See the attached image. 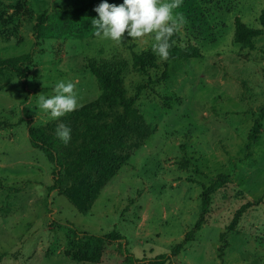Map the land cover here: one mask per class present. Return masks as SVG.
Returning <instances> with one entry per match:
<instances>
[{"label": "rangeland", "instance_id": "1", "mask_svg": "<svg viewBox=\"0 0 264 264\" xmlns=\"http://www.w3.org/2000/svg\"><path fill=\"white\" fill-rule=\"evenodd\" d=\"M88 1L0 0V59L33 57L26 80L5 85L0 75V264H150L192 230L204 185L219 175L202 227L173 264H264V120L247 148L264 108V0H182L174 10L185 17L179 44L203 52L186 61L154 53V33L132 39L126 30L119 42L80 37L97 15L62 8ZM43 12L49 21L38 35ZM237 16L263 30L254 48L235 41ZM144 53L157 65L148 72L134 64ZM94 64L117 66L129 90L140 89L137 102L153 133L81 213L50 190L55 163L32 145L29 131L53 120L38 97L55 95L60 80L74 84L80 105L100 96ZM113 230L124 239L94 246L96 235Z\"/></svg>", "mask_w": 264, "mask_h": 264}, {"label": "trees", "instance_id": "2", "mask_svg": "<svg viewBox=\"0 0 264 264\" xmlns=\"http://www.w3.org/2000/svg\"><path fill=\"white\" fill-rule=\"evenodd\" d=\"M100 2L101 0H89L81 7H67L62 10L66 13H95L97 15L94 9ZM108 2L120 4L122 0H108ZM259 20L264 26V11ZM48 21L49 15L46 12L38 15L34 28L38 35H41ZM79 33L82 34L80 37L96 36L92 24L83 27ZM262 33L261 28L247 25L239 16L235 18V41L237 43L254 48L256 38ZM179 39L180 35L176 31L170 38L171 47L167 60L186 61L203 57L199 46L180 45ZM32 61L31 54L0 59V75L5 76V85L15 79L26 80L29 73L28 66ZM134 64L138 70L143 72H148L150 68L157 66L156 62L146 53L136 54ZM91 71L97 78L101 89V94L97 99L45 124L31 127L29 131L32 145L43 150L46 156L55 163L54 184L50 190H58L81 213H87L92 209L107 183L128 163L135 151L153 133L151 123L137 102L140 89L132 93L117 66L105 67L94 64L91 66ZM263 120L264 108L248 136V150L258 141L263 128ZM61 124L71 130L67 143L57 136V128ZM223 178L224 176L219 175L212 183L204 185L201 195L202 213L192 230L172 248L171 253L158 255L150 261V264H173L172 259L180 253L188 241L193 239V233L202 227L204 215L208 212L211 203V196L217 186L223 182ZM250 205L251 203H247L237 210L226 232L222 233L223 237L227 232L235 230L241 216ZM123 239V235L113 230L104 235H96L94 246L100 248L105 244ZM126 259L131 263L140 261L133 255L127 256Z\"/></svg>", "mask_w": 264, "mask_h": 264}, {"label": "clouds", "instance_id": "3", "mask_svg": "<svg viewBox=\"0 0 264 264\" xmlns=\"http://www.w3.org/2000/svg\"><path fill=\"white\" fill-rule=\"evenodd\" d=\"M182 0H122L109 3L101 0L94 11L97 16L91 20L95 35L119 42L127 30L132 39L154 33L152 50L162 59H167L171 47L170 38L185 23L181 13H174ZM71 81H58L54 86L55 95L38 97V107L53 119L63 116L82 106L74 92ZM70 128L61 124L57 136L65 143L70 139Z\"/></svg>", "mask_w": 264, "mask_h": 264}]
</instances>
